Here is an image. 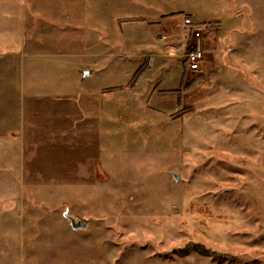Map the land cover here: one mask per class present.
<instances>
[{"label": "rangeland", "instance_id": "rangeland-1", "mask_svg": "<svg viewBox=\"0 0 264 264\" xmlns=\"http://www.w3.org/2000/svg\"><path fill=\"white\" fill-rule=\"evenodd\" d=\"M5 46L0 264H264V0H0Z\"/></svg>", "mask_w": 264, "mask_h": 264}, {"label": "crops", "instance_id": "crops-1", "mask_svg": "<svg viewBox=\"0 0 264 264\" xmlns=\"http://www.w3.org/2000/svg\"><path fill=\"white\" fill-rule=\"evenodd\" d=\"M37 16H40V15H36V17ZM12 37L13 38H15V39H17L18 38V34H17V32H13V35H12ZM2 39L4 40V41H9L10 40V36H7V37H5V35L3 34V36H2ZM21 39V38H20ZM6 48H7V46H5ZM10 50V47H8L7 48V53H2L3 55H0V68L2 69V67H3V69H8V71L9 72H12V71H17V73H18V75H19V78H20V72H21V67H20V65H18L17 66V64H16V67H14L11 63H14V62H12L11 61V56H9V55H7V54H9V51ZM21 51V49H19V51L18 52H20ZM262 60H261V62L259 63V66H258V70L256 71L257 72V81H264V54H262ZM210 59H211V57H210ZM207 64H208V71H209V69H210V71L212 70V67H211V61L209 60L208 62H207ZM14 67V68H13ZM248 71H250L252 68H254V66L252 67L251 65H247L246 67H245ZM88 72H90V71H88ZM258 73H260V75H258ZM250 80V79H249ZM23 83V81H19L18 82V86L20 87V88H22L21 87V84ZM251 83V82H250ZM253 83V82H252ZM256 83V82H255ZM248 85H250V84H248ZM255 85V84H254ZM256 85H258L259 86V88H261V86L259 85V84H257L256 83ZM256 85H255V88H256ZM16 87V90L18 91V87L17 86H15ZM11 90L9 89V92H10ZM259 94H260V92L259 91H257ZM16 95V99H17V93L15 94ZM20 97H22V94L20 93ZM248 98V102H251V95L250 96H248L247 97ZM11 99L13 100V98H11V94H8L7 95V92H4V102L3 103H6V106H7V108H5V110H4V115H3V117H0V122H2V123H4V124H6L7 123V121H9L10 122V120L11 119H14L13 121L14 122H18V124H19V126H21V122H22V120L24 119V115L21 113V111H17L18 109H20V107H21V104L18 106L19 108H15V112H16V114L14 115V117H13V115H12V113H13V110L11 109V106H9L8 104H7V102L8 103H10V101H11ZM11 117H13V118H11ZM6 121V122H5Z\"/></svg>", "mask_w": 264, "mask_h": 264}, {"label": "built area", "instance_id": "built-area-1", "mask_svg": "<svg viewBox=\"0 0 264 264\" xmlns=\"http://www.w3.org/2000/svg\"><path fill=\"white\" fill-rule=\"evenodd\" d=\"M184 24L186 26H189L191 24V21L187 18L184 20ZM192 35L194 38L198 39L200 36V32L193 31ZM184 54L182 55L184 58V64L187 71H198L203 62V54L200 51V49L194 45V46H188L183 50ZM173 55V54H171Z\"/></svg>", "mask_w": 264, "mask_h": 264}, {"label": "water", "instance_id": "water-1", "mask_svg": "<svg viewBox=\"0 0 264 264\" xmlns=\"http://www.w3.org/2000/svg\"><path fill=\"white\" fill-rule=\"evenodd\" d=\"M83 74V77H87L89 76V72L88 71H85L82 73ZM172 177L174 180L177 179L176 175L172 174ZM63 218L68 221L70 227L74 230V231H77V230H87L88 228V225L84 222V221H81V220H77L75 219L74 217L68 215V211H65L63 213Z\"/></svg>", "mask_w": 264, "mask_h": 264}, {"label": "trees", "instance_id": "trees-1", "mask_svg": "<svg viewBox=\"0 0 264 264\" xmlns=\"http://www.w3.org/2000/svg\"><path fill=\"white\" fill-rule=\"evenodd\" d=\"M140 69L139 70H137V72L134 74V76L133 77H135L136 75H138L139 73H140ZM134 79V78H133Z\"/></svg>", "mask_w": 264, "mask_h": 264}]
</instances>
